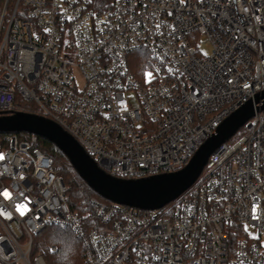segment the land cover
Segmentation results:
<instances>
[{
  "label": "built area",
  "instance_id": "obj_1",
  "mask_svg": "<svg viewBox=\"0 0 264 264\" xmlns=\"http://www.w3.org/2000/svg\"><path fill=\"white\" fill-rule=\"evenodd\" d=\"M262 90L264 0H5L0 10V111L55 122L115 177L181 169ZM241 128L163 207L91 198L83 215L38 136L0 132V206L12 213L0 215V264H46L34 238L47 226L74 234L84 264H264V110Z\"/></svg>",
  "mask_w": 264,
  "mask_h": 264
},
{
  "label": "water",
  "instance_id": "obj_2",
  "mask_svg": "<svg viewBox=\"0 0 264 264\" xmlns=\"http://www.w3.org/2000/svg\"><path fill=\"white\" fill-rule=\"evenodd\" d=\"M264 110V90L233 111L199 145L181 169L147 177L112 176L93 161L78 142L55 122L26 112L0 115V132H26L52 143L78 176L100 197L146 210L163 207L190 187L201 174L209 155L231 138L255 112Z\"/></svg>",
  "mask_w": 264,
  "mask_h": 264
},
{
  "label": "trees",
  "instance_id": "obj_3",
  "mask_svg": "<svg viewBox=\"0 0 264 264\" xmlns=\"http://www.w3.org/2000/svg\"><path fill=\"white\" fill-rule=\"evenodd\" d=\"M5 0H0V10ZM12 3L7 4L10 10ZM10 112L0 111V115H7ZM240 128L235 137L242 133ZM22 137L29 136V133L22 132ZM39 149L52 158L55 167L59 168L68 196V205L71 211L79 215L92 211L91 198L101 202L110 201L100 197L91 190L86 183L78 176L72 168L67 158L50 142L38 137ZM35 246L42 247L46 251V264H84V256L80 242L74 234L67 228L60 226H47L36 236ZM55 246L56 251L51 252L50 247Z\"/></svg>",
  "mask_w": 264,
  "mask_h": 264
},
{
  "label": "snow or ice",
  "instance_id": "obj_4",
  "mask_svg": "<svg viewBox=\"0 0 264 264\" xmlns=\"http://www.w3.org/2000/svg\"><path fill=\"white\" fill-rule=\"evenodd\" d=\"M183 2H184V0H181V3H183ZM205 55H207V53H205ZM146 77L150 78L151 77V73H146ZM3 195L7 198V197L10 196V193H8L7 190H5L3 192ZM16 209L20 213V215H22V216L25 214L26 211H28L27 206L26 205H22V204H17L16 205Z\"/></svg>",
  "mask_w": 264,
  "mask_h": 264
},
{
  "label": "rangeland",
  "instance_id": "obj_5",
  "mask_svg": "<svg viewBox=\"0 0 264 264\" xmlns=\"http://www.w3.org/2000/svg\"><path fill=\"white\" fill-rule=\"evenodd\" d=\"M199 42H201V45L199 46V50H200V52H201L202 54L207 53V52L209 51V49H208V47H206L205 44H204L205 40L200 39ZM77 80H78V82L80 83V78H79V77H77ZM239 129H240V128H239ZM239 129H238V130H239ZM237 132H238V131H237ZM237 132H236V133H237ZM25 133H26V132H25ZM236 133H235V134H236ZM235 134H234V135H235ZM34 239H35V241H36V238H34Z\"/></svg>",
  "mask_w": 264,
  "mask_h": 264
},
{
  "label": "clouds",
  "instance_id": "obj_6",
  "mask_svg": "<svg viewBox=\"0 0 264 264\" xmlns=\"http://www.w3.org/2000/svg\"><path fill=\"white\" fill-rule=\"evenodd\" d=\"M0 215L11 217L12 213L10 211L5 210L2 206H0Z\"/></svg>",
  "mask_w": 264,
  "mask_h": 264
}]
</instances>
